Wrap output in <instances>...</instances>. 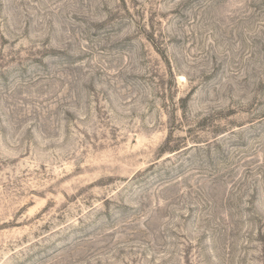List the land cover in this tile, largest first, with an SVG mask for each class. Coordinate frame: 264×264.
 Returning <instances> with one entry per match:
<instances>
[{"label":"rangeland","instance_id":"obj_1","mask_svg":"<svg viewBox=\"0 0 264 264\" xmlns=\"http://www.w3.org/2000/svg\"><path fill=\"white\" fill-rule=\"evenodd\" d=\"M0 264H264V0H0Z\"/></svg>","mask_w":264,"mask_h":264}]
</instances>
